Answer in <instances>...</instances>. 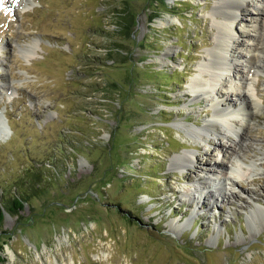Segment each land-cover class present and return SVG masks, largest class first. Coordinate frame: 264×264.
Wrapping results in <instances>:
<instances>
[{
  "label": "rangeland",
  "instance_id": "rangeland-1",
  "mask_svg": "<svg viewBox=\"0 0 264 264\" xmlns=\"http://www.w3.org/2000/svg\"><path fill=\"white\" fill-rule=\"evenodd\" d=\"M120 1L43 0L42 10L0 16V83L13 92L7 101L0 86L11 118L0 141V201L30 194L1 221L0 264H264V217L247 219L264 204L256 200L264 197V70L249 79L261 109L229 157L234 135L207 144L173 125L199 126L212 112L186 86L216 38L214 0H124L135 16L131 39L109 33ZM234 12L247 42L255 23ZM33 41L29 59L23 44ZM115 42L121 49L108 57ZM218 140L224 148L210 157ZM184 148L197 160L170 165ZM208 166L223 180L236 176L233 193L214 185L215 204L200 196L201 207L186 204L183 189L195 194ZM171 220L183 228L172 232Z\"/></svg>",
  "mask_w": 264,
  "mask_h": 264
},
{
  "label": "bare ground",
  "instance_id": "bare-ground-1",
  "mask_svg": "<svg viewBox=\"0 0 264 264\" xmlns=\"http://www.w3.org/2000/svg\"><path fill=\"white\" fill-rule=\"evenodd\" d=\"M13 1L16 5L27 1L31 4L34 3V0H10L9 4ZM250 1L253 4L252 10H247L245 6ZM235 10L242 12L243 19L246 22L255 23V34L249 35L247 42L245 39L240 38L242 34L232 25ZM211 16L212 22L216 26L214 44L206 50L204 58L197 63V72L191 76L186 88L192 97L204 98L207 101V107L212 112L208 115V118L203 120L202 125L188 126L182 120L173 123V125L184 129L186 135L198 138L207 144L211 143L210 140L213 136L234 135V147L230 144L227 145V148L232 149L229 153V157H231L237 156L238 149L246 143L252 120L257 117L262 105L259 101L260 96L258 97L257 88L253 85L254 82L252 83L253 86L248 83V76L253 75V71L264 70V0H214ZM35 45L38 46L36 41L29 43L23 49V54L26 57L35 55ZM243 50H246V52ZM159 59L163 63L169 60L162 59V56ZM240 65L246 69L245 74L239 70ZM234 99L239 103L237 106L232 102ZM3 131L4 129L1 130V132ZM223 145L218 140L209 156H213L214 150L224 148ZM195 159L197 160L196 155L184 148L170 160V165L173 167H186L190 166ZM251 163L253 169L256 164L254 161H251ZM207 169L208 176H198V184L194 189L196 195L191 193L189 189H183L182 191V195L187 196L192 201L194 200L199 207L204 203L200 202V197L206 199L208 204H215V201L212 202L213 197L217 195L214 185L219 187L224 195H227V193H233L229 190L227 184L233 186L236 181V176H225L223 180L215 175L216 170L213 167L208 166ZM256 180L252 177L249 183L253 184ZM261 181L264 182V176L261 177ZM208 193L209 195L204 197ZM262 199L264 200V197L259 196L256 198L258 201ZM261 205H256L249 210L247 219L250 222L253 223L256 217H264V204ZM168 225L170 230L176 233L183 228L184 224L171 220ZM208 241H211V239H208ZM11 254L13 255V253Z\"/></svg>",
  "mask_w": 264,
  "mask_h": 264
},
{
  "label": "trees",
  "instance_id": "trees-1",
  "mask_svg": "<svg viewBox=\"0 0 264 264\" xmlns=\"http://www.w3.org/2000/svg\"><path fill=\"white\" fill-rule=\"evenodd\" d=\"M120 4V5H119ZM110 11L112 13L113 20L112 22L115 24L114 28L111 29L112 34H116L119 32V35L123 36L125 39H131L132 32L135 27L134 15L130 12L129 8L127 7V3L124 0L116 4H112L110 7ZM104 31L103 29H101ZM117 46H110L111 48L107 47L104 49V52H108V57L113 58V54H117L120 51L121 43L115 42ZM103 52V53H104ZM115 85V84H113ZM98 90V87L96 88ZM39 178V177H38ZM20 190V189H18ZM30 197L29 193L25 195H15L10 197L9 203L5 205L3 202L0 201V224L5 216V212H9V214L13 215L18 212L20 208L24 205L25 202H28ZM6 242L0 240V262L4 260L2 254L4 252V244Z\"/></svg>",
  "mask_w": 264,
  "mask_h": 264
},
{
  "label": "water",
  "instance_id": "water-1",
  "mask_svg": "<svg viewBox=\"0 0 264 264\" xmlns=\"http://www.w3.org/2000/svg\"><path fill=\"white\" fill-rule=\"evenodd\" d=\"M7 213V212H6Z\"/></svg>",
  "mask_w": 264,
  "mask_h": 264
}]
</instances>
